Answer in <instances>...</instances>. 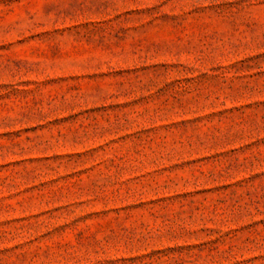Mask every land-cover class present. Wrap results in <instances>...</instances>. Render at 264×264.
Instances as JSON below:
<instances>
[{
  "label": "rangeland",
  "instance_id": "rangeland-1",
  "mask_svg": "<svg viewBox=\"0 0 264 264\" xmlns=\"http://www.w3.org/2000/svg\"><path fill=\"white\" fill-rule=\"evenodd\" d=\"M0 264H264V0H0Z\"/></svg>",
  "mask_w": 264,
  "mask_h": 264
}]
</instances>
